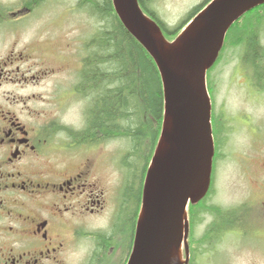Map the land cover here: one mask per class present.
Instances as JSON below:
<instances>
[{
    "label": "flooded vegetation",
    "instance_id": "af4514ba",
    "mask_svg": "<svg viewBox=\"0 0 264 264\" xmlns=\"http://www.w3.org/2000/svg\"><path fill=\"white\" fill-rule=\"evenodd\" d=\"M137 1L148 16L160 21L156 0ZM93 2L0 0V264H111L117 246L122 261L131 249L148 165L147 160L140 164L138 160L142 155L146 159V152L141 148L143 153L133 165L127 161L130 155L123 153L116 182L114 155L106 147L114 137L85 132L89 115L84 105L81 124L63 121L60 115L70 100L86 105L91 100L78 89L82 56L80 65L70 66L67 52L63 53L67 44L61 49L57 25L51 22L53 12L87 7L100 19ZM110 4L113 8L111 0ZM238 25L250 31L254 48L248 38L228 42ZM82 51V45L72 48L74 57ZM222 51L235 57L236 64L228 70L212 66L206 73L213 163L220 155L233 157L232 172L237 170L249 186L245 184L248 192L243 196L223 206L220 221L231 231L251 229L260 240L264 239V3L230 26ZM70 75L73 81L66 83ZM232 89L241 95L235 108H229L226 99ZM235 132L237 146L230 152L236 157L223 152L229 151L227 142ZM130 187L138 197H128ZM122 210L133 212V220L117 226ZM207 215L204 231L218 221L214 214ZM100 236L106 238L102 246ZM99 246L103 254L97 257ZM77 250L76 263L69 261Z\"/></svg>",
    "mask_w": 264,
    "mask_h": 264
},
{
    "label": "water",
    "instance_id": "95a60500",
    "mask_svg": "<svg viewBox=\"0 0 264 264\" xmlns=\"http://www.w3.org/2000/svg\"><path fill=\"white\" fill-rule=\"evenodd\" d=\"M112 2L122 25L154 61L163 96L126 264H187V205L206 194L214 155L206 71L230 26L264 0H211L171 41L137 0Z\"/></svg>",
    "mask_w": 264,
    "mask_h": 264
},
{
    "label": "trees",
    "instance_id": "16d2710c",
    "mask_svg": "<svg viewBox=\"0 0 264 264\" xmlns=\"http://www.w3.org/2000/svg\"><path fill=\"white\" fill-rule=\"evenodd\" d=\"M92 7L103 25L83 48L85 52L81 61L78 89L91 100V108L85 110V114L89 115L85 132L94 137L113 136V139L123 135L129 143L130 151L126 154L130 156L127 161L133 165L141 145L148 162L162 117L163 96L158 70L150 55L119 21L110 0H94ZM200 8L195 6L179 28ZM232 32L228 42L239 43L241 38H248L250 48H254L250 31L238 25ZM129 171L131 176L133 169ZM142 172L138 177H141ZM132 189L130 187L128 197H138L139 192ZM197 209L195 205H189L190 219L193 213L195 215L199 211ZM211 211L223 223V208L214 206ZM118 219L117 226L128 223L133 220V212L122 210ZM225 228L218 223L217 231ZM100 237L98 244L102 246L106 238ZM100 246L96 251L97 257L103 254Z\"/></svg>",
    "mask_w": 264,
    "mask_h": 264
},
{
    "label": "rangeland",
    "instance_id": "374dc122",
    "mask_svg": "<svg viewBox=\"0 0 264 264\" xmlns=\"http://www.w3.org/2000/svg\"><path fill=\"white\" fill-rule=\"evenodd\" d=\"M68 1L69 3H73V0ZM200 1L202 0H156L154 4L155 12L159 19L165 24L166 28L164 29V33L167 38L171 37L170 31H172L171 33H173V35L178 31L179 25L184 22L183 20L186 15H188L192 7ZM51 22L52 25H57L58 31L56 32V36L57 39L60 40L58 43L62 44L61 49L64 50V45L67 44V50H64L63 53L67 52L66 55L68 62L71 63L70 66H74L75 63L77 66L80 65V56L84 55L85 52L82 51L81 55L79 54V56L74 57L72 48H77L80 45L85 48L91 36L99 33L103 25V21H101L97 15L93 16L91 9L87 7L75 11L68 10L67 13L62 10L53 12ZM53 39H56V37ZM81 40H83L82 43L80 42ZM235 64L236 58L231 57L226 51H222L215 66L216 68L224 67L228 70ZM72 81L73 78L71 75L67 77L66 83H71ZM46 86L47 84H45L44 87H40L39 90H43ZM240 96L237 89L230 90L226 95L228 107L235 108L238 100H240ZM87 99L88 98H86V100ZM89 100L90 98L88 101ZM37 104L41 106L47 105L40 102H37ZM86 104L87 102L84 103L82 101L79 103L70 100L64 111L60 113V115L63 116L62 120L76 125L81 124L80 120L83 112L81 106L84 105L83 107L85 109ZM90 108L91 105L86 107V109ZM237 135L238 134L235 132L230 137L227 142L229 151L223 149L224 153L230 152L231 148L237 146ZM147 138L149 150V137ZM106 145L110 153L114 155L113 159L115 163L113 161L112 164L114 169H116L114 176L117 177L116 182H118V161L124 152L130 151L129 148H126L129 146V143L123 135H119ZM138 153L139 155L143 153L141 151V145ZM230 153H233L236 157L234 152ZM232 160L233 157H223L222 155L216 158V160L214 159V170L211 176L210 191L207 193L204 200L195 206V208L202 206L197 209L199 211L195 215L194 213L193 216L191 215L192 227L190 230V238L194 239L195 264H264V239H257L253 230L228 231L223 232L217 237L214 234L217 228L215 222H213L214 225L212 229L204 231L205 228H202L203 224L210 219L204 208L211 210L217 205L223 207L226 203H230L237 198L239 199L245 192H248V190L246 191L245 189V184L248 185L247 180L239 176L237 170L232 172ZM144 161L145 156L142 155L138 162L140 164V162L144 163ZM249 192H251V190H249ZM98 222L102 224L103 218L98 220ZM198 222L203 223L197 225L196 223ZM79 253L80 250H77L75 254H73V258H70L69 261L76 263ZM116 255L117 258H114L115 262L113 261L111 264H123L121 259L122 255L118 253V246L116 247Z\"/></svg>",
    "mask_w": 264,
    "mask_h": 264
}]
</instances>
